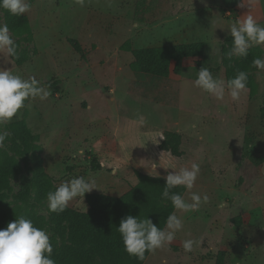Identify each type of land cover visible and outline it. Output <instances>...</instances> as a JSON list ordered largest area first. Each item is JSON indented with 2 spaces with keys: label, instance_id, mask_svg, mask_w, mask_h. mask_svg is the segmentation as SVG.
<instances>
[{
  "label": "rangeland",
  "instance_id": "1",
  "mask_svg": "<svg viewBox=\"0 0 264 264\" xmlns=\"http://www.w3.org/2000/svg\"><path fill=\"white\" fill-rule=\"evenodd\" d=\"M29 3L25 15L31 32L20 37L11 33L19 56L12 63L0 58V68L45 81L51 95L44 101H25L5 126L10 135L1 151L14 157L17 171L0 191L2 205L48 231L54 259L68 242L71 221L87 212L95 195L134 198L176 211L161 195L167 174L174 171L167 167L196 161L200 175L192 191L206 193L209 202L198 211L177 212L183 229L171 245L149 253L142 264H264V73L252 66L254 58H264V45L250 48L247 57L227 55L232 46L229 25L248 9L238 4L225 9L223 0H147L143 6L138 0H87L84 7L74 0ZM249 11L264 25V0H256ZM5 17L0 9V23ZM136 24L140 27L134 28ZM116 25L118 36L128 39L124 53L116 49L126 63L132 60L131 47L160 46L142 57L146 68L160 65L169 56L167 50L185 59L180 78L158 79L167 80L163 91L171 100L159 92L149 96L142 75H127L125 86L114 88L112 61L97 57L102 55L99 50L91 55L84 40L85 49L77 51L67 39L80 44L89 29L110 34ZM193 43L206 45L203 56H184V46ZM239 63L251 85L238 101L227 94L217 100L194 87L200 67L224 79L225 71ZM139 116L147 120L144 127L138 126ZM15 123L26 126L28 135ZM166 131L181 136L179 156L159 148L163 139L157 136L164 137ZM153 163L156 177L150 175L155 174ZM76 176L94 179L100 189L86 193L83 201L77 198L62 213L49 212L47 192ZM173 191L189 196L183 187ZM185 239L201 244L185 252Z\"/></svg>",
  "mask_w": 264,
  "mask_h": 264
},
{
  "label": "clouds",
  "instance_id": "2",
  "mask_svg": "<svg viewBox=\"0 0 264 264\" xmlns=\"http://www.w3.org/2000/svg\"><path fill=\"white\" fill-rule=\"evenodd\" d=\"M86 2L87 0H74V3L80 7H84ZM255 2L256 0H238V6L247 8L248 14L229 25L228 29L232 36V46L227 53L229 58L232 56L247 57L250 48L264 45V25L259 23L249 11ZM30 8L29 0H0V9L14 16L23 15L30 11ZM133 27L139 28L140 25L136 24ZM18 56L17 41L13 38L8 25L0 23V58L12 63ZM252 66L258 70V73H264V58H254ZM9 69L0 68V150L6 148L5 141L10 135L5 126L12 121L20 109L25 107V101L34 99L44 101L51 95V88L45 81L38 80L34 76L25 79ZM247 81L248 73L245 71H238L233 78L225 81L214 77L209 68L202 66L197 71L194 87L212 95L217 100H223L227 94L233 101H238L247 91ZM146 124V118L139 116L138 126L144 127ZM157 137L164 139L162 136ZM157 137L155 143L159 142ZM82 153L83 150H81ZM123 163L121 162L118 167L123 166ZM151 168L155 174L150 175L158 176L157 164L153 163ZM167 168H172L174 171L167 174L161 195L162 199L171 202L176 211L167 216L165 227H158L146 217L140 218L132 215L121 219L117 227L125 251L140 261L145 259L146 252L155 254L157 250L164 249L173 243L176 234L184 226L183 219L177 215V212L198 211L202 205L209 202V196L206 193L192 191L200 175L198 162L193 161L190 166ZM115 171L117 168L113 169V172ZM178 187H183L189 192L188 198L173 191ZM93 189L100 188L94 179H86L84 176H76L64 181L53 191L47 192L48 211L62 213L77 198L83 201L85 194ZM200 244V240L185 239L182 241L185 252H192L194 247H199ZM52 256L53 244L50 234L45 228L34 226L31 219L21 216L9 222L5 229H0V264H56Z\"/></svg>",
  "mask_w": 264,
  "mask_h": 264
},
{
  "label": "trees",
  "instance_id": "3",
  "mask_svg": "<svg viewBox=\"0 0 264 264\" xmlns=\"http://www.w3.org/2000/svg\"><path fill=\"white\" fill-rule=\"evenodd\" d=\"M223 2L226 6L225 9L234 8L238 4V0H223ZM146 3L147 0H138L139 6ZM4 12L6 13L5 23L13 35L20 37L30 34V23L25 14L14 16L6 10ZM69 41L75 42L74 45L77 51L81 50L75 40L69 39ZM205 47L206 45L203 43L188 44L184 46L183 54L189 57L203 56ZM152 50L154 49L142 50L141 54L153 53ZM169 57L175 59L177 63L182 59L180 55L176 57L174 54L169 55ZM238 71H243L241 70V63L226 70L224 80L227 81L233 78ZM51 85L53 84L51 83ZM250 85L251 81L248 75L247 87H250ZM13 126L27 134L28 130L22 123H15ZM180 137L177 132L166 131L159 148L170 151L174 156H179ZM3 159L9 161L6 162ZM7 163L9 164L5 166L4 164ZM16 167L17 162L14 157H7L0 150V191L8 187L10 177L17 171ZM170 213L171 209L164 205L155 207L139 199L95 195L87 212L82 214L80 219L71 221L68 230V242L56 250L54 260L56 264H142L145 259L140 261L125 251L121 235L117 229L121 219L127 215L140 218L146 217L151 219L158 227L163 228ZM19 217L17 212L8 210L0 201V229H5L9 222ZM148 254V252L145 253V258Z\"/></svg>",
  "mask_w": 264,
  "mask_h": 264
},
{
  "label": "crops",
  "instance_id": "4",
  "mask_svg": "<svg viewBox=\"0 0 264 264\" xmlns=\"http://www.w3.org/2000/svg\"><path fill=\"white\" fill-rule=\"evenodd\" d=\"M119 8H121V7L119 6ZM99 10L101 11L100 8H99ZM102 12H104V11H102ZM113 21H114V24L120 23L119 21L115 22V21H117L115 19ZM120 21H122V19ZM87 26H88V24L85 21L86 30L88 28ZM117 26L118 25H116L112 29L115 31L113 33H110V34L99 33V31H101L100 28L98 30L94 29V28L89 29L86 36L82 39V42L80 43L81 46L79 43L78 44L80 47H82L81 49L84 50L86 47V46H82L83 40H84L85 42H87V44H89V47H88V49H86V51L88 50L91 55H93V53L96 50H99L102 55L97 56V57L106 58V60H108L107 62L112 61L111 73L113 75H111V76L114 80L112 78H110V79H111L112 86H115L114 88L118 87V85H121L122 87L125 86L126 81H127V75L129 76V75L135 74L137 77L139 75H142L143 78L146 77L145 81L143 79H141V83H142L144 89L147 91V94L149 96L155 94L156 92H159L162 95V97H165V98L168 97L169 95H171V94L167 93V91L164 92L163 90L164 89L166 90V88H167V85H168L167 80H171L174 82L175 79H178L181 77L182 69L184 68L183 65H184L185 59H180L179 60L180 62L177 63L176 60L173 59L172 57H169V56L166 57V55H164V58H162V61H161L162 64H160L161 66L159 65L158 62H155L153 64H149V67L146 68V67L141 65V59L143 56H145L149 53L141 54L142 50H144V49L146 51L148 49L158 50L157 47H160V46H157L155 48H144V49L131 47V49H132L131 50L132 51V60H131V62L126 63V60H123V59L120 60V57L122 55H123V57H125L123 53L125 51V44H126V41L128 39L127 38L121 39L120 36H118L119 33L116 32ZM99 27H101L100 24H99ZM67 39L69 40L72 38L67 37ZM73 40H75V39H73ZM75 41L78 42L77 40H75ZM168 46H170V45H168ZM168 46H165V47L161 46V47L166 49V47H168ZM170 47H172V46H170ZM117 48L119 51L123 50L122 51L123 53H121V52L118 53V51H116ZM165 54L171 55L172 53L171 52L168 53V50H167ZM157 63H158V65H157ZM127 65H129V67ZM126 66L128 67V71L124 70V67H126ZM179 68H181L180 71H179ZM127 73H129V74H127ZM124 74H126V76ZM94 77H96V76H94ZM164 78H166L167 80L162 81V82L158 80V79H164ZM134 81L135 82L138 81V79L135 76H134ZM94 82H97V80H94ZM123 82H125V84H123ZM144 83L146 86L144 85ZM162 91H163V93H161ZM99 95L100 94H98L97 97H99ZM94 96L92 94L90 99L93 100ZM169 97H170V99H169ZM169 97L167 100H171L172 97L171 96H169ZM103 98H105V97H103ZM93 102H95V101H93ZM93 102L90 101V103H93Z\"/></svg>",
  "mask_w": 264,
  "mask_h": 264
}]
</instances>
